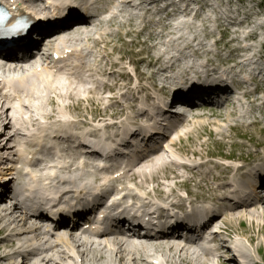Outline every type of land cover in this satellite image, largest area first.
<instances>
[{
  "label": "bare ground",
  "instance_id": "6f19581e",
  "mask_svg": "<svg viewBox=\"0 0 264 264\" xmlns=\"http://www.w3.org/2000/svg\"><path fill=\"white\" fill-rule=\"evenodd\" d=\"M62 2L67 6H69L70 3L74 4L75 16H77L82 9L89 10V8H91L93 11H96L93 0H62ZM133 2L134 0H130L129 2H124V5H126L125 3H130V7H135V5L132 4ZM152 3L154 2L150 1V4ZM165 11H167L166 8ZM123 12L124 9L122 6L114 5L113 0H108L101 13L96 14V16L94 15L93 19L96 20L98 15L103 16L100 25L101 28L107 29L119 24L121 25L122 21H124L123 23L130 24L132 21L131 19H120V16L122 18L125 17V12L122 16ZM75 16H73L72 19H74ZM79 20L81 21L82 18ZM170 31L166 34L179 33L176 29ZM76 34L79 35L80 33L77 31ZM76 34L75 31L71 30V27L67 28L63 25L55 28V30L47 33L45 36L46 40H51L58 45H66L67 43H70L71 45L75 42L70 41L69 39L75 38ZM81 34L83 35L84 42H88V35L86 33ZM171 40L172 43L169 45L166 43H160L158 49H154L155 52L151 57V62L154 65H159L161 67L160 72L164 74V84L156 89L161 93L164 100L169 97L165 94L167 89H177L190 83L192 78L193 80L196 78L200 80V77L207 72V65L205 63H199L201 62V56L206 57L213 51L210 47H207V45L196 44L198 40L196 36L187 39V37L181 33V35L176 34ZM104 43L105 40L101 39L99 42H93V46H98L99 44L104 45ZM34 44L37 43L29 42L25 44L26 47L24 46L23 48L18 49L17 52L6 56H3L2 53H0V69L4 74H7L8 72L4 67L7 66L6 64L11 63L13 70L17 73V78L12 83V87L17 91L15 98L24 101H32V107L34 108L36 105L38 117L47 121L50 127H55L57 117H63L73 110V106L69 104V101L79 102L85 98L83 94H86L87 96L98 94L103 95L107 88H112L108 87L101 81L91 88L93 86V83L89 80L91 75H104L102 74V70L96 68V64H100L99 57L95 58L92 65L88 63L83 64L82 62H68L65 63L66 72L65 70H63V72L59 71L61 68L56 71L50 67V62H54L55 59L46 52L47 49H49L50 44L46 43L43 46L37 44V47ZM66 47L67 46H63L61 48V46H58L54 51V54L57 56L59 51L63 53V50ZM61 62L62 60H57V63L55 62L56 65L53 66L63 67ZM71 66H73V68H71ZM38 69L39 72H37ZM84 69L89 73L88 76H85L84 72H81ZM213 73L216 74H213V76L210 75L209 81L202 83V86H204L206 90L211 87V89H209L211 91L205 90L206 92L204 93H207V95L212 93L211 95L215 96L217 93L213 87L217 88L218 85L221 84V81L217 80V78L223 75L226 78L233 79V75L223 67H219V69ZM124 75L127 74H123V76ZM203 81H205V76L203 77ZM84 84H91V87L85 89ZM220 88L224 89V86H220ZM194 89H196V87H194ZM220 92L221 93L216 95L217 98L228 96L227 93L225 94V90ZM246 94L247 93L244 92V95ZM227 98L228 97H226V99ZM156 99V96H150V101H155ZM89 102L93 103L94 101L91 99ZM225 102L226 101L223 103ZM221 105L222 103L219 104L218 107H221ZM159 109H161V106ZM13 110L14 108H7L4 113H0V118L5 117L8 111ZM145 113L146 111H142L140 116H144ZM231 116L232 112H228L224 117L215 114L212 115V117L223 123L230 120L229 118H231ZM198 118L208 119L206 116H198ZM97 119V116H95L88 122L80 120L77 127L80 130L93 129L89 136L97 138L98 135H96V132L99 133L100 129H97V126H91L90 124L92 121H97ZM154 120L153 116H149V118H146V122L149 123L144 126L149 130L151 129L150 134L152 137L157 136L156 130H160V127L162 126L160 125V120ZM150 122H153L156 127H159L152 130ZM167 122L169 127L167 129L170 131L175 127L182 126L186 121H180L173 115ZM166 125L167 124H165V126ZM208 125H211V123H208ZM63 126L70 128L73 127V123L64 118ZM38 129L42 132L45 130L44 127ZM166 132H168V130H166ZM136 133L137 130L129 132L128 136L125 135L127 137H134ZM2 139L3 137L0 136L1 161L4 160L2 157H6L7 153H11V150L14 148H3L2 145L5 144H3L4 139L3 141ZM29 139H42V137L32 135L29 136ZM52 139L56 140V137H53ZM103 140L107 139L104 138ZM49 143L50 146L55 147V145H57V147H63L59 144H53L51 141ZM170 144L173 145V143ZM117 145L119 146V144ZM124 145L125 147L117 148L116 151L125 153V151H127V144L124 143ZM41 147L42 145H39L38 149H41ZM150 148L151 150L154 148L150 159H145L144 156H140L119 178H108L105 172L102 170L101 172L94 170L92 166H89L88 163H85L83 160L79 164L77 160H81V158L86 156L81 152L79 153V157L76 156L70 158V164L65 163L66 157L64 158L62 155H57L55 159L49 158V156H44V158L40 159L35 166L39 167L40 172H47L46 174H50V176L29 179V181L24 182L21 186L19 184L21 189L20 199L26 202L28 207H32L30 204L32 200L37 201L38 205L52 204L53 207H59L67 205L68 203L78 204L79 201L85 202V199L89 198V196H85L90 195L91 197L89 199H93L98 196L97 193L99 191L101 192L102 190H105L106 197L103 198V201L105 200V202L113 203L114 206H121L124 202L123 199L125 193L127 194L125 195L127 199H131L130 202H132V204H136V206L139 204L140 208L149 207L152 212L160 210L163 206L179 208L177 202H181L183 199L177 196L175 188L171 185L163 186L162 184L163 188L166 190L165 194L162 196V186L160 187V184L157 183L152 190L157 194L158 200H153L150 205L146 204L148 203V200H150V192H143L142 197L139 198L132 195L143 189L138 185L137 180H141L145 184H150L152 183L151 181L157 180V177L147 173L149 167L150 169L157 167L162 168L166 165L163 152L158 148L155 149L153 145ZM47 149H49V147H46V150ZM136 149L137 147H135V150ZM147 151L149 150H146V147L143 146L139 149V153L135 151L131 153L130 158H136L141 154L146 155L145 152ZM58 153H60V150H58ZM115 155L116 153L112 156ZM86 165H88V169H86ZM22 166H27L29 169L34 168L26 163ZM261 167L262 165L259 164L245 172H243V169L245 168L243 165L231 167V170L227 168L229 171H232L234 176H241L244 180H241L239 183H233V180L231 179L229 182L219 185L217 189H222L223 191H219L218 197L211 196L207 202H199V196L196 194L193 195L197 196V201H194V203H214L215 201H224L228 203V207H226L223 212H215L216 215L207 225L205 230L210 229L211 225L213 226L217 224L224 214V219L230 221L229 217L226 215V212L228 211L231 213L232 220L244 217L248 219L250 223H255L260 230H262V234L259 230L260 234L264 235V202L259 200L254 203L248 202L240 204L245 200H249L248 194L243 191L254 185V181L248 178V174L252 177L258 175V173L262 171ZM97 168H101V163L97 164ZM116 168L118 169L119 166L117 165ZM3 170H5V168ZM10 170H12V166ZM108 173V175L111 176V172ZM173 178L178 180L180 176L174 174ZM123 180L128 181V183H134V187H121ZM165 180L168 181L170 178L165 177ZM115 184H118L120 189L119 187L115 188ZM253 190H255V188H253ZM118 194H122V196L119 195L121 197L115 200L114 196ZM187 195L190 196V194ZM1 203L2 202H0V206L2 205ZM104 221L105 219L99 221V225H103ZM29 222L31 223L28 224ZM35 222H37V219H34L31 214L15 200L10 207L0 208V235H4V237L2 236L0 238V241H3V244H7H2L0 251L8 249L6 251L7 253L2 252L0 254V262L13 264L14 257L21 255L22 263L20 264H154V261H150V259L155 257V252L160 254V257L156 259V262L160 261V264H174L176 261L181 264H210L211 261L210 258H207V254L202 252L200 248L195 247L190 242L179 241L177 238H167L162 240L161 238L139 237L138 235L126 238L121 235H111L105 230V233L97 232L98 229L95 231L97 233L88 231L77 233V230L66 231L61 226L53 229V231L52 229L41 230L43 233L37 234L40 231V228L35 225ZM225 232L229 233V230H225ZM30 235H32L33 238H30ZM217 235L218 234H214L212 238L217 237ZM244 236H246V234ZM16 241L19 242V245L17 248H13ZM214 252L215 250L213 253ZM176 256H178L177 260L175 259ZM219 257L220 255L215 254L213 256L216 264H236L234 258V263L230 260L232 257L227 259H220ZM178 262H176V264H178Z\"/></svg>",
  "mask_w": 264,
  "mask_h": 264
},
{
  "label": "rangeland",
  "instance_id": "374dc122",
  "mask_svg": "<svg viewBox=\"0 0 264 264\" xmlns=\"http://www.w3.org/2000/svg\"><path fill=\"white\" fill-rule=\"evenodd\" d=\"M101 1L105 7L108 0H97L98 4ZM129 1L117 0V5L122 6L125 12L122 13L125 17L120 16V19H131L130 24L122 21L121 25L107 29L111 35L100 36V40H105L104 45L91 49L90 54H87L88 48L83 50L87 56L82 62L99 57L97 68L102 70V74L110 72L109 75L91 76L89 80L93 86L84 84L85 89L93 88L100 81L112 88H107L103 95L83 94L84 100L73 104L70 113L73 124L77 125L80 119L88 122L97 116V121H92L91 126H97L106 136L120 134L118 138L121 140L127 138L124 134L130 130L143 128L149 123L146 122L149 117L147 114L155 116L164 100L156 90L164 84V74H161L159 65L151 62L154 49H158L160 43L171 44V38L176 34L182 33L187 39L196 36V44L207 45L213 50L208 56H201L199 63L216 68L226 67L233 75L231 80L242 84L251 94L242 96L240 101L236 100L238 104L233 107L232 116L225 123L211 115L217 109L225 111L227 103H223L220 108H204V116L211 117L208 119H199L197 114L201 109H196L190 118L191 122L172 130V135L165 138L163 147L159 148L167 149V152H163L166 165L148 168L147 173L157 177V180L151 181L150 185L144 184L142 190L146 192L157 183L160 187L162 184L173 185L178 197L184 196L183 192L188 189L198 195L200 201H208L211 196H218L219 191H223L217 189L219 185L227 179L231 180L227 168L243 165L247 171L250 166L260 164L264 169V0H148L154 2L147 5L150 10L143 7L142 0H134L132 4L135 7H130V3L124 5V2ZM172 29L179 33L166 34ZM236 85L233 84V87ZM120 92H123L121 97L117 95ZM150 96H156L157 99L150 101ZM91 99L93 103L89 102ZM142 111H146L144 116H140ZM152 125L153 122H150ZM117 126L119 128L115 129ZM92 130L88 129L90 133ZM171 142L174 145L170 146ZM28 147L15 146L11 153H7V157L16 163L18 156L28 160L26 153L31 149ZM69 152L78 153L77 150ZM12 165L16 167L14 163ZM3 166L0 159V169ZM188 166L196 167L201 173H191ZM173 173L184 175V178L181 176L178 180L166 181L165 177L173 178ZM125 181H122L123 184ZM176 181L178 185L175 186ZM139 184L143 185L140 181ZM182 185L186 188L183 189ZM114 186L118 187V184ZM163 186L162 196L166 192ZM151 198L158 200L154 193ZM225 203H214L212 208L217 212L224 211ZM226 215L232 219L230 212L227 211ZM224 216L217 225H223ZM247 223H242L238 228V220H233L226 226L232 232L227 235L246 234L243 241L245 251L235 254L246 257L249 254L247 264H264L262 230L255 223L253 227ZM247 235L252 239L250 244L245 240ZM233 241H236L235 237ZM2 244L3 241H0V248ZM256 247L262 248L259 254L255 252ZM234 259L239 264V258ZM230 260L234 263L233 257Z\"/></svg>",
  "mask_w": 264,
  "mask_h": 264
},
{
  "label": "snow or ice",
  "instance_id": "6c2138e0",
  "mask_svg": "<svg viewBox=\"0 0 264 264\" xmlns=\"http://www.w3.org/2000/svg\"><path fill=\"white\" fill-rule=\"evenodd\" d=\"M0 18H2V17H0Z\"/></svg>",
  "mask_w": 264,
  "mask_h": 264
}]
</instances>
